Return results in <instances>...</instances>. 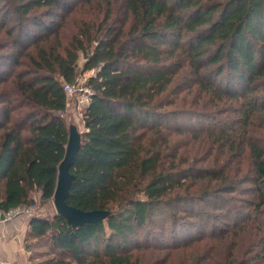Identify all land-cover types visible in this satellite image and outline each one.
Here are the masks:
<instances>
[{
  "label": "trees",
  "instance_id": "1",
  "mask_svg": "<svg viewBox=\"0 0 264 264\" xmlns=\"http://www.w3.org/2000/svg\"><path fill=\"white\" fill-rule=\"evenodd\" d=\"M88 70L67 203L109 215L35 211L30 263L264 264V0H0V212L52 199Z\"/></svg>",
  "mask_w": 264,
  "mask_h": 264
},
{
  "label": "water",
  "instance_id": "2",
  "mask_svg": "<svg viewBox=\"0 0 264 264\" xmlns=\"http://www.w3.org/2000/svg\"><path fill=\"white\" fill-rule=\"evenodd\" d=\"M81 131L76 125H69V137L65 154L58 166V175L52 201L56 212L62 215L70 226L77 227L85 223L102 221L109 215L105 209L82 210L67 203L74 175L70 168L81 147Z\"/></svg>",
  "mask_w": 264,
  "mask_h": 264
},
{
  "label": "crops",
  "instance_id": "3",
  "mask_svg": "<svg viewBox=\"0 0 264 264\" xmlns=\"http://www.w3.org/2000/svg\"><path fill=\"white\" fill-rule=\"evenodd\" d=\"M28 227V219L23 218L0 222V264H30L29 251L24 247Z\"/></svg>",
  "mask_w": 264,
  "mask_h": 264
},
{
  "label": "rangeland",
  "instance_id": "4",
  "mask_svg": "<svg viewBox=\"0 0 264 264\" xmlns=\"http://www.w3.org/2000/svg\"><path fill=\"white\" fill-rule=\"evenodd\" d=\"M79 62L80 63L84 62V58L82 56H81ZM91 72H92L91 70H88L86 72H81V73H82L83 76H87V75L91 74ZM77 105H78V103H77L76 98L72 99L69 102L68 110H66V112L63 113V117L65 118V121L67 122L68 125L74 124V125L77 126V128L80 131H84L83 109L81 107L77 106ZM222 116H224V115H222ZM222 116H221V118H222ZM184 119L186 120L187 118L181 117L180 122L182 121V122H184V124H188L189 126L185 125L186 128H190V129L191 128L192 129H201V128H203V127H201V124H198V123H187V122H185ZM175 124H177V123H175ZM209 124H210V122L208 123V125ZM183 136L184 135L181 134V136L178 137V140L179 141H184V137ZM35 200H36V204H37L35 206V208L37 207V210H36V214L37 215L42 216V217H52L55 213H57L56 209L54 207L52 199L47 201V202H41L40 198H39V195L35 194ZM22 218L25 219V220L28 219V221H29L30 217L20 216V217L14 218L13 220L22 219ZM13 220H11V221H13ZM44 246L45 247H42L39 250H42V251L47 250L46 245H44ZM37 250H38V248L37 249L31 248V251L28 250L29 251L28 257L32 258L31 263L32 262H38L39 260L42 259V257L35 256V252Z\"/></svg>",
  "mask_w": 264,
  "mask_h": 264
},
{
  "label": "built area",
  "instance_id": "5",
  "mask_svg": "<svg viewBox=\"0 0 264 264\" xmlns=\"http://www.w3.org/2000/svg\"><path fill=\"white\" fill-rule=\"evenodd\" d=\"M92 73V72H91ZM89 75L83 76L82 74L74 82H66L63 85L67 93L68 105L69 102L76 98L79 107L83 110L92 100V90L87 86L86 81ZM68 108V107H67ZM36 208L34 205H20L12 207L5 212H0V222H9L14 218L20 216L31 217L35 214Z\"/></svg>",
  "mask_w": 264,
  "mask_h": 264
}]
</instances>
